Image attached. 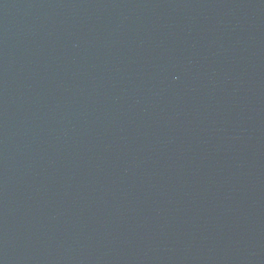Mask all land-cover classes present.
<instances>
[{"label":"water","instance_id":"obj_1","mask_svg":"<svg viewBox=\"0 0 264 264\" xmlns=\"http://www.w3.org/2000/svg\"><path fill=\"white\" fill-rule=\"evenodd\" d=\"M0 264H264V0H0Z\"/></svg>","mask_w":264,"mask_h":264}]
</instances>
